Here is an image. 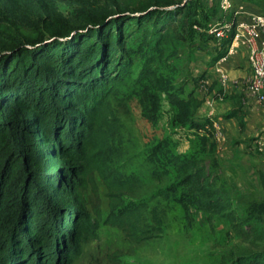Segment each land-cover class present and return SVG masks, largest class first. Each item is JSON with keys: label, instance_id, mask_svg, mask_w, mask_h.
<instances>
[{"label": "trees", "instance_id": "1", "mask_svg": "<svg viewBox=\"0 0 264 264\" xmlns=\"http://www.w3.org/2000/svg\"><path fill=\"white\" fill-rule=\"evenodd\" d=\"M194 1L163 0L176 7L131 11L112 0H0V9L15 21L26 24L36 16L50 33L31 38L0 30V264H72L94 240L92 218L80 199L85 161L99 120L118 86L131 79L137 57L134 92L150 97L154 108L160 97L150 87L165 93L175 124L198 126L201 100L185 86L172 90L158 64L167 33L177 29L170 25L176 14L189 30L203 25ZM225 55L224 45L211 62ZM198 137L199 150L170 157L177 180L158 195L181 190L195 209L209 219L226 218L236 236L249 242L254 234L220 184L214 143ZM258 175L264 181L262 170ZM150 215L147 238L157 235L152 230L163 232V210L154 206ZM230 264H264V248L239 254Z\"/></svg>", "mask_w": 264, "mask_h": 264}, {"label": "rangeland", "instance_id": "2", "mask_svg": "<svg viewBox=\"0 0 264 264\" xmlns=\"http://www.w3.org/2000/svg\"><path fill=\"white\" fill-rule=\"evenodd\" d=\"M112 1L131 11L150 5L176 7L163 0ZM192 6L198 9L197 17L204 26L220 12L218 0H196ZM62 7L66 13L72 12L68 4ZM182 17L176 14V21H171L179 34L176 30L167 33L158 62L159 72L172 90L183 88L194 78L207 62L205 53L222 50L211 36L189 30ZM28 20L26 24L15 21L0 9L2 33L49 37L38 17ZM140 60L141 57L136 58L131 79L122 82L111 96L95 132L94 149L85 161L80 199L92 218L94 240L84 246L72 264H230L239 254L264 248V181L252 157L253 160L227 150L215 154L220 184L230 190L245 226L254 234L249 242L236 236L226 218L216 215L209 219L207 213L195 209L181 197V190L170 191L168 196L158 195L159 190L177 180L170 157L199 150L201 140L196 135L190 137L175 124L174 109L165 93L150 87L151 93L160 97L154 108L150 97L134 92L132 85ZM207 164L210 167L208 159ZM154 206L164 212L163 232L152 230L157 235L147 238Z\"/></svg>", "mask_w": 264, "mask_h": 264}, {"label": "crops", "instance_id": "3", "mask_svg": "<svg viewBox=\"0 0 264 264\" xmlns=\"http://www.w3.org/2000/svg\"><path fill=\"white\" fill-rule=\"evenodd\" d=\"M234 3L244 11L264 12V0H234ZM219 16L220 12L211 21ZM235 46V51L214 62L210 59L218 52L212 50V53H205L207 62H204L194 78L184 85L186 93L193 92L201 100L195 115L198 126L181 128L185 129L190 137L206 135L210 142L214 143L216 154L227 150L230 153L245 154L246 158L252 157L264 172V104L243 100L244 82L251 73L250 56L246 46L240 43ZM223 71L230 76L226 88H221L218 84V78ZM203 81L206 82L205 87L201 86ZM234 110L238 111L237 115L227 116ZM214 122L219 124L222 133L217 141L210 135ZM258 147L263 149L261 154L256 153L259 151Z\"/></svg>", "mask_w": 264, "mask_h": 264}, {"label": "built area", "instance_id": "4", "mask_svg": "<svg viewBox=\"0 0 264 264\" xmlns=\"http://www.w3.org/2000/svg\"><path fill=\"white\" fill-rule=\"evenodd\" d=\"M218 4L220 16L205 26L197 24L194 28L211 36L222 47L225 45L226 54L236 50V43L248 48L251 73L244 82L243 100L264 104V12L239 9L234 0H218ZM229 82V74L221 72L219 86L226 88ZM201 86L205 87L206 82H201ZM212 131L215 138L222 136L220 126L215 122L212 123ZM258 150L262 152L263 149L258 147Z\"/></svg>", "mask_w": 264, "mask_h": 264}]
</instances>
